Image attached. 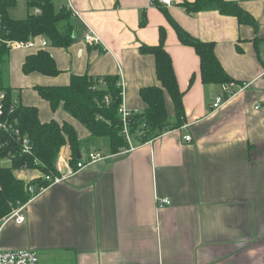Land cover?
Masks as SVG:
<instances>
[{
	"label": "crops",
	"instance_id": "crops-1",
	"mask_svg": "<svg viewBox=\"0 0 264 264\" xmlns=\"http://www.w3.org/2000/svg\"><path fill=\"white\" fill-rule=\"evenodd\" d=\"M12 1L8 16L16 20L39 8H31L29 0ZM52 1L56 10L77 12L71 17L75 38L68 47L49 41L38 49L10 48L2 57L0 84L13 98L37 107L43 122L73 125L81 154L102 153L96 147L104 138L62 104L54 110L37 88L69 85L72 75L117 74L126 107L142 112L147 104L141 87L159 80L156 59L140 47L157 45L163 27L184 92L185 122L147 141L133 137L134 149L113 153L106 141L103 158L30 198L23 223L1 227L0 249L32 248L39 264H264V0H230L255 17L254 26L216 9L188 13L183 1L196 0L162 6L192 36L215 43L216 56L234 81L218 109L213 105L223 85L203 82L200 57L181 44L152 0ZM88 31L100 42H87ZM40 49L51 54L58 74L24 72L27 56ZM166 102L171 116L173 101L167 96ZM59 155L72 162L68 142ZM14 174L27 183L42 176L34 168ZM159 198L171 204L162 205Z\"/></svg>",
	"mask_w": 264,
	"mask_h": 264
},
{
	"label": "trees",
	"instance_id": "trees-1",
	"mask_svg": "<svg viewBox=\"0 0 264 264\" xmlns=\"http://www.w3.org/2000/svg\"><path fill=\"white\" fill-rule=\"evenodd\" d=\"M13 1H2L0 4V25L6 38L19 40L31 37L46 36L51 45L68 47L74 40L75 32L72 23V12L68 7L56 10L52 0H29L31 8L39 7L41 12L32 13L24 20H16L8 16L9 5ZM182 5L188 13L216 9L220 14L236 16L239 22L254 26L255 17L243 9L236 1L230 0H196L183 1ZM162 7L161 5H159ZM163 8L164 14L176 30L181 44L195 49L200 57V72L204 83L224 84L233 81L231 75L224 70L215 53V43L205 42L192 36L182 28ZM141 25L147 23L145 11L142 13ZM159 43L154 46L142 45L141 51L149 53L156 59V73L159 84L141 87L140 96L147 104L142 112H132L128 129L133 137L141 142L153 139L171 128H178L185 122L184 92L181 90L174 70L173 58L166 49L167 31L160 27ZM9 51L0 46V60ZM38 71L54 76L59 73L57 63L51 54L40 49L38 53L27 56L24 72ZM1 85V84H0ZM3 88V86L1 85ZM7 94L6 115L8 120L16 122L22 137H29L32 152L22 149V139L0 132V219L9 214L17 202L26 203L31 193L26 192V185L48 184L42 177L29 181L17 178L15 169L34 168L42 174L56 172V161L67 142L73 149L72 162L78 160L80 141L73 125L61 124L59 121L43 122L39 120V110L34 106H23L20 103L11 112L13 94L3 88ZM55 110L62 104L65 110L79 119L94 136L107 137L113 153L129 148V142L123 132V117L119 111L122 105L121 75L112 74L93 77L87 73L72 75L69 85L37 88ZM173 101L174 114L169 115L166 98ZM108 97V101H106ZM142 132V134H141ZM36 159L42 164L36 163ZM9 160V164H3Z\"/></svg>",
	"mask_w": 264,
	"mask_h": 264
},
{
	"label": "built area",
	"instance_id": "built-area-1",
	"mask_svg": "<svg viewBox=\"0 0 264 264\" xmlns=\"http://www.w3.org/2000/svg\"><path fill=\"white\" fill-rule=\"evenodd\" d=\"M155 5H161V6H167L171 5L173 1L171 0H152ZM152 3V4H153ZM41 9L38 8L36 10V14L40 13ZM73 14L76 15L77 12L75 10H72ZM85 40L89 43H99L100 42V37L98 34H95L94 32L88 31L85 34ZM49 44V40L46 36H40L39 38H34L31 37L29 39L25 40H19L15 38H6L3 35V29L0 25V46H5L7 49L10 48H36L38 49L39 47H46ZM262 55L264 57V50L262 51ZM3 63L0 60V72L2 69ZM234 81H230L227 83L222 84L223 85V90L222 93H220L216 98L214 102V109H218L221 106L224 105L225 99L228 97L229 92L231 91V88L234 86ZM121 85L123 89V84H122V79H121ZM8 99V94L7 92L1 87L0 85V132H3L5 134H10L12 136H18V138L22 141V149L28 154L32 152V145L30 142L29 137H22L20 133V129L18 128L16 122H12L8 120L7 115H6V101ZM125 94H124V89L122 93V105L119 109L121 116L123 117V132L126 135V138L129 142V148L131 147L134 149L135 147L132 146V139L133 135L131 132H129L128 129V122L129 118L132 115L131 110H129L125 103ZM106 101H108V97H106ZM19 104V100L17 98H12L11 99V112L17 107ZM142 134V132H141ZM185 140L191 141V135H186L184 137ZM129 148H126L124 150H127ZM100 158H103L102 153L100 152H93V151H87L86 153H82L81 157L78 158L76 161V164H73L72 162L65 161L64 159L61 158L59 155L56 161V172H47L42 174V179H44L48 184H43V185H35V184H27L26 185V192L31 193V198L38 193L42 192L47 186L51 184H58L59 182H62L64 180H67L72 177V175L79 170H82L86 168L87 165L96 162L100 160ZM36 163L42 164L39 160L36 159ZM159 203L162 205L166 204H171L170 200L168 198H159L158 199ZM26 203H21L17 202L15 207L12 209V211L7 214L6 216L2 217L0 219V230L1 227L4 226L5 224L9 222H17V223H23L25 220V215H24V210ZM0 264H39V253L34 250V249H28V248H16V249H0Z\"/></svg>",
	"mask_w": 264,
	"mask_h": 264
},
{
	"label": "rangeland",
	"instance_id": "rangeland-1",
	"mask_svg": "<svg viewBox=\"0 0 264 264\" xmlns=\"http://www.w3.org/2000/svg\"><path fill=\"white\" fill-rule=\"evenodd\" d=\"M104 139H100V140H102L100 143H101V145H99L98 147H96V148H100L101 149V151H102V153L103 154H105V153H107V152H109V147H108V138L107 137H103ZM107 141V142H106ZM104 142H106V143H104ZM88 144V143H87ZM93 146V145H92ZM91 145H90V147H92ZM93 148V147H92Z\"/></svg>",
	"mask_w": 264,
	"mask_h": 264
},
{
	"label": "water",
	"instance_id": "water-1",
	"mask_svg": "<svg viewBox=\"0 0 264 264\" xmlns=\"http://www.w3.org/2000/svg\"><path fill=\"white\" fill-rule=\"evenodd\" d=\"M77 157H78V158L81 157V153H80V151H78V155H77Z\"/></svg>",
	"mask_w": 264,
	"mask_h": 264
}]
</instances>
